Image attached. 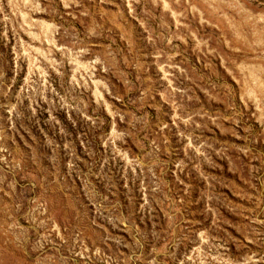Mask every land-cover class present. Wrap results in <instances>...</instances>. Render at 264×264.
Wrapping results in <instances>:
<instances>
[{
	"label": "rangeland",
	"instance_id": "rangeland-1",
	"mask_svg": "<svg viewBox=\"0 0 264 264\" xmlns=\"http://www.w3.org/2000/svg\"><path fill=\"white\" fill-rule=\"evenodd\" d=\"M0 264H264V0H0Z\"/></svg>",
	"mask_w": 264,
	"mask_h": 264
}]
</instances>
